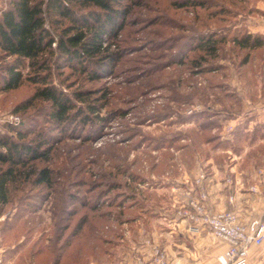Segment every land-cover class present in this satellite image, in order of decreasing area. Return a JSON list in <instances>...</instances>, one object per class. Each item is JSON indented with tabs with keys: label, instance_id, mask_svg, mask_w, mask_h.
<instances>
[{
	"label": "rangeland",
	"instance_id": "1",
	"mask_svg": "<svg viewBox=\"0 0 264 264\" xmlns=\"http://www.w3.org/2000/svg\"><path fill=\"white\" fill-rule=\"evenodd\" d=\"M8 1L0 0V10ZM114 5L128 12L105 34L109 48L100 61L72 59L67 65L59 53L53 58L48 79L74 102L76 115L69 121L55 122L50 102L33 96L42 83L30 79L34 72L27 64L21 85L0 90V131L41 143V151L50 148L34 159L26 154L22 168L47 167L52 179L39 183L32 173L11 184L0 212V257L10 264H51L58 250L61 264H135L152 258L148 239L171 260L148 231L163 230L156 222L161 208L179 207L168 198L171 181H179L192 164L201 163L198 173H206L208 157L230 162L232 153L251 142L264 146L260 136L250 140L264 121V45L250 49L234 40L264 32V0ZM46 21L55 35L68 23ZM110 53L114 58L106 56ZM19 122L24 137L7 126ZM236 127L246 132L238 141ZM6 166L0 162V168ZM127 216L135 219L122 222ZM136 228L142 236H132ZM65 242L71 247H62Z\"/></svg>",
	"mask_w": 264,
	"mask_h": 264
},
{
	"label": "trees",
	"instance_id": "2",
	"mask_svg": "<svg viewBox=\"0 0 264 264\" xmlns=\"http://www.w3.org/2000/svg\"><path fill=\"white\" fill-rule=\"evenodd\" d=\"M116 1L9 0L7 5L0 10V62L2 60L0 90H8L21 85L26 78L23 67L27 64L34 72L33 75H30V79L42 83L36 88L33 96L50 102L52 106L50 116L54 118L55 122L62 124L69 121L74 114L71 112L75 109L74 102L68 93L48 79L51 68L55 64L53 58L55 54L59 53L69 60L66 61L67 65H71L72 59L78 60L80 64L95 58L100 61L103 58L102 54L107 53L109 48L105 44V34L109 32L110 27L118 26L120 24H118L119 17H124L128 12L125 9H117L114 5ZM76 5L83 9L93 5L97 9L91 8L78 12ZM47 17H50L53 24L61 22V19H67L68 23L63 25L55 35L51 25L47 24ZM234 40L243 47L257 48L264 45V32H246ZM54 43L55 45H53ZM106 56L112 59L114 53ZM6 58L11 59L6 61ZM76 96L80 98L79 93H76ZM84 119L86 120V118ZM7 126L20 137L26 135L25 130L20 127L21 122L17 125L8 123ZM242 128L234 129V141H238L242 137V133L246 134ZM261 129H264V121L255 125L250 140L255 139L256 136H264ZM40 145L41 143L33 145L30 142L15 140L8 132L0 131V162L7 164L6 167L0 168V212L1 207L10 200L11 184L17 183V180L23 176L28 177L32 173H37L35 178L37 182L51 184V169L47 167H42L39 170L35 167L29 170L22 168L27 163L24 157L26 154L30 155V159H34L50 150L49 148L41 151ZM255 160L259 162V156ZM86 218L87 216L84 215L82 221L75 226L73 229L75 234L81 230ZM116 218L119 217L116 216ZM133 219L135 217L127 216L122 222H129ZM67 244L71 247V243L68 242H65L62 247ZM74 246L76 247L73 245L70 249L72 255L76 250ZM61 254L62 251L58 250L51 264H61L59 260Z\"/></svg>",
	"mask_w": 264,
	"mask_h": 264
},
{
	"label": "crops",
	"instance_id": "3",
	"mask_svg": "<svg viewBox=\"0 0 264 264\" xmlns=\"http://www.w3.org/2000/svg\"><path fill=\"white\" fill-rule=\"evenodd\" d=\"M263 113L264 109H262L264 118ZM254 119H256L254 116L249 119L251 126L256 122ZM233 122L236 124V121ZM259 140L263 142L264 136H260ZM255 146V143L251 142L244 150L232 153L230 162L217 163L214 158H207V165L204 166H208L205 179L208 192L205 204L208 209L213 211L230 209L238 213L244 221L255 217H262L264 221V172H260L264 165H259L261 160L264 162V146L257 148ZM255 156L257 159L259 156V162L255 160ZM202 167L201 163L188 165L180 174L181 179H177L179 181L174 184L171 181L170 186H167L171 188V192L168 191L170 195L168 198L169 201L170 198L173 199L172 204L177 203L179 207L173 211L161 208L157 212L160 220L157 218L156 222L164 224L163 230L159 231L152 227L148 230L152 240L158 238L162 241L170 259L177 264H219L217 255L228 246V243L215 236L207 225H195L186 216L177 215L178 209L188 207V197L196 193L195 179ZM228 177L230 180H227ZM177 182L180 185L176 184ZM140 229L136 228L132 236L141 235ZM1 251L2 248L0 253ZM2 260L1 264L12 263L10 259ZM245 264H264V239L250 247Z\"/></svg>",
	"mask_w": 264,
	"mask_h": 264
},
{
	"label": "built area",
	"instance_id": "4",
	"mask_svg": "<svg viewBox=\"0 0 264 264\" xmlns=\"http://www.w3.org/2000/svg\"><path fill=\"white\" fill-rule=\"evenodd\" d=\"M263 170L261 169L260 172L263 173ZM206 176L203 170L198 173L195 179L197 188H194L196 193L189 194L188 207L178 209L177 215L186 216L195 225H207L215 236L228 243L226 249L217 255L219 264H245L250 247L261 243L264 239V221L262 217L244 221L238 213L230 209L221 211L208 209L205 204L208 198ZM227 180H230V177ZM147 242L151 247L152 258L149 261L145 257L138 258L135 264H177L167 258L166 252L157 243L149 239ZM1 262L0 257V264Z\"/></svg>",
	"mask_w": 264,
	"mask_h": 264
}]
</instances>
